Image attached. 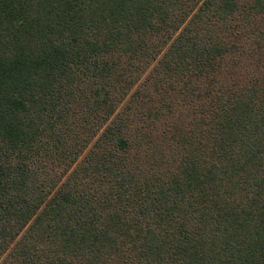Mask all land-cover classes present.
I'll use <instances>...</instances> for the list:
<instances>
[{
    "label": "trees",
    "instance_id": "1",
    "mask_svg": "<svg viewBox=\"0 0 264 264\" xmlns=\"http://www.w3.org/2000/svg\"><path fill=\"white\" fill-rule=\"evenodd\" d=\"M0 264H264V0H0Z\"/></svg>",
    "mask_w": 264,
    "mask_h": 264
}]
</instances>
